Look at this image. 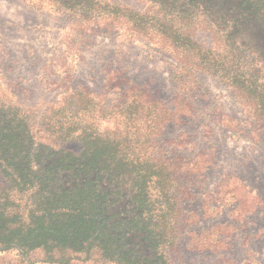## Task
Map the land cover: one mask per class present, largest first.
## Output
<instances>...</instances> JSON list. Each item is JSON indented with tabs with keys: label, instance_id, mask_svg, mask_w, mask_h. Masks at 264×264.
I'll return each instance as SVG.
<instances>
[{
	"label": "trees",
	"instance_id": "1",
	"mask_svg": "<svg viewBox=\"0 0 264 264\" xmlns=\"http://www.w3.org/2000/svg\"><path fill=\"white\" fill-rule=\"evenodd\" d=\"M147 1L160 17L99 0H45L73 20L76 34L116 20L132 33H156L180 58L178 70L216 78L264 136V0ZM197 21L216 34L221 52L190 35ZM114 77L107 85L118 100L107 114L117 118L115 130H101L89 100L74 92L70 119L53 124L56 139L77 143L78 152L37 143L25 112L0 104V264L8 257L15 264H173L189 175L185 162L141 154L170 109Z\"/></svg>",
	"mask_w": 264,
	"mask_h": 264
},
{
	"label": "rangeland",
	"instance_id": "2",
	"mask_svg": "<svg viewBox=\"0 0 264 264\" xmlns=\"http://www.w3.org/2000/svg\"><path fill=\"white\" fill-rule=\"evenodd\" d=\"M99 1L161 16L147 0ZM72 23L45 0H0V104L25 112L37 143L78 152L77 143H61L53 130L71 117V93L89 100L87 111L101 130H115L117 118L107 112L118 96L109 80L145 90L170 113L141 154L185 162L189 175L178 210L179 227L186 226L173 264H264V136L242 103L216 78L178 70L180 58L154 32L132 33L116 20L86 24L76 34ZM189 32L200 45L222 51L205 24L197 21ZM86 116L77 117L89 123ZM12 263L8 257L1 264Z\"/></svg>",
	"mask_w": 264,
	"mask_h": 264
}]
</instances>
